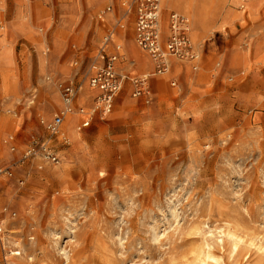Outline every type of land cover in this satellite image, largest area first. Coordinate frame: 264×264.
Returning <instances> with one entry per match:
<instances>
[{"label":"rangeland","instance_id":"obj_1","mask_svg":"<svg viewBox=\"0 0 264 264\" xmlns=\"http://www.w3.org/2000/svg\"><path fill=\"white\" fill-rule=\"evenodd\" d=\"M159 1L162 47L172 15L191 23L162 74L139 0H0V264H264V0ZM108 37L143 96L127 81L104 120L52 136L61 85L95 106Z\"/></svg>","mask_w":264,"mask_h":264},{"label":"built area","instance_id":"obj_2","mask_svg":"<svg viewBox=\"0 0 264 264\" xmlns=\"http://www.w3.org/2000/svg\"><path fill=\"white\" fill-rule=\"evenodd\" d=\"M138 19H137V43L140 48L147 52L152 60L157 65L159 74L165 73L169 67L170 57L184 58L191 56V47L187 36L189 22L177 15H172L170 39L166 47H162V33L160 24L161 7L159 0H139ZM112 37H108L105 41L104 48L101 49L100 55L97 58L95 71L90 78V89L95 91V106L88 110L81 108L77 111L75 101L81 87L71 83L61 85L62 100L64 104L63 111L50 122H42V125L48 132L55 136L60 132L65 120L70 115H78L82 119L80 130L89 128L98 116L104 120L112 113L115 99L123 91L127 81H131L135 86V97L143 96V79H131L128 75L120 74L118 66L122 58V48L114 45ZM150 95V92L147 94ZM13 140V137L11 138ZM43 153L54 163H58V158L55 157L48 149L47 144L41 146ZM16 152V148H12ZM36 147L29 148L26 157H31L35 154ZM0 177H13V172L5 167L0 161ZM15 215V214H12ZM5 233L0 225V237H4Z\"/></svg>","mask_w":264,"mask_h":264},{"label":"bare ground","instance_id":"obj_3","mask_svg":"<svg viewBox=\"0 0 264 264\" xmlns=\"http://www.w3.org/2000/svg\"><path fill=\"white\" fill-rule=\"evenodd\" d=\"M183 1V0H182ZM186 1V0H185ZM198 0H196V2H197ZM200 1V0H199ZM178 1H176V3H177ZM180 3V2H179ZM189 3L190 4H194L195 3V1L194 0H192V1H189ZM187 4V3H186ZM197 4H199V3H197ZM200 4H201V2H200ZM199 4V5H200ZM194 7H195V5H193ZM160 7H161V4H160ZM164 7H165V5H164ZM200 7H202L201 5H200ZM170 9H171V7H170ZM203 9V8H202ZM196 10V9H195ZM200 10H201V8H200ZM199 10V11H200ZM201 12V11H200ZM204 13V12H203ZM201 14V13H200ZM198 15L197 13H196V15H195V18H196V21H195V27H197L198 26V24H200V25H206L207 24V19L205 18V16L204 15H206V14H204V15ZM187 18V17H186ZM168 19V18H167ZM188 19V18H187ZM188 22H189V34H190V36H191V23H190V20L188 19L187 20ZM192 23H194V22H192ZM160 24H161V20H160ZM193 28V27H192ZM162 29V28H161ZM198 32H197V30L196 31H194V33H193V40H195L196 42L198 41V38H200V36L198 37V34H197ZM147 62H142L141 63V65L142 66H147ZM208 77V76H207ZM162 80H164V79H162ZM161 81V80H160ZM157 83H158V88H161V86H163L162 84H161V82H158L157 81ZM164 83V82H163ZM162 89V88H161ZM85 96H83V98H84ZM56 100V99H55ZM59 100H58V98H57V102H58ZM55 104H57V103H55ZM79 120V117H77V116H75V115H70L69 117H67V121H66V123H65V125L63 126V130L65 129H67L73 136H76V133L74 132V126H75V124L77 123V121ZM230 235V234H229ZM233 240H236V238L232 235V237H231ZM207 245V244H206ZM239 245H238V243H234V251L235 250H238V247ZM260 246V245H259ZM239 254V253H238ZM14 255H16V256H18V255H21L20 253H17V254H14ZM233 255V254H232ZM203 259V258H202Z\"/></svg>","mask_w":264,"mask_h":264}]
</instances>
